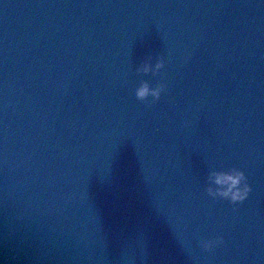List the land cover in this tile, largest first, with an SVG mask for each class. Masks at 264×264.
<instances>
[{"label": "water", "instance_id": "water-1", "mask_svg": "<svg viewBox=\"0 0 264 264\" xmlns=\"http://www.w3.org/2000/svg\"><path fill=\"white\" fill-rule=\"evenodd\" d=\"M0 258L264 264V0H0Z\"/></svg>", "mask_w": 264, "mask_h": 264}, {"label": "clouds", "instance_id": "clouds-1", "mask_svg": "<svg viewBox=\"0 0 264 264\" xmlns=\"http://www.w3.org/2000/svg\"><path fill=\"white\" fill-rule=\"evenodd\" d=\"M165 59L158 56L153 59L149 57L136 68L137 74L145 76L159 75L165 68ZM167 91L166 85L162 81H158L155 86H151L148 82L142 81L134 88L133 94L135 99L146 106H151L160 101L163 94ZM204 194L212 201L227 202L232 206L243 204L248 200L252 188L248 183L245 172L237 167L228 169L209 168L206 179L204 181ZM223 243V237L201 239L199 246L204 252H212ZM0 264H7V261L0 258Z\"/></svg>", "mask_w": 264, "mask_h": 264}]
</instances>
